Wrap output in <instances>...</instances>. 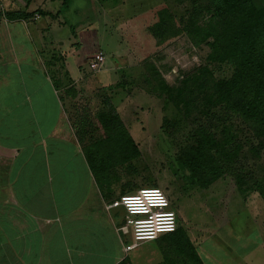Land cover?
Instances as JSON below:
<instances>
[{"label": "rangeland", "instance_id": "obj_1", "mask_svg": "<svg viewBox=\"0 0 264 264\" xmlns=\"http://www.w3.org/2000/svg\"><path fill=\"white\" fill-rule=\"evenodd\" d=\"M214 4L213 0H73L62 17L70 24L86 21L99 30V44L107 53L101 71L110 70L112 84L66 88L64 92L75 95L65 98V111L75 137L86 134L81 150L96 179L107 189L114 185L107 196L151 185L160 188L171 202L177 227L180 223L191 229L198 241L206 238L202 247L210 252L215 248L212 255L229 264L225 244L232 239L247 238L248 248L260 242L264 248V136L256 112L264 75L249 60L239 68L244 76L237 86L231 84L230 92L225 88L224 98L217 82L233 83L235 68L207 61L210 46L200 39L201 29L213 19ZM67 31L68 27L62 29ZM90 60L83 74L86 82L94 75ZM165 86L173 98L164 94ZM103 122L113 126L105 128ZM128 136L134 143L130 150H118L110 143H123ZM213 137L232 143L219 151L217 162L208 163L197 148L204 138ZM217 169L224 188L204 198L202 192L207 191L195 183L213 178ZM189 177L195 180L191 183ZM241 204L246 208L240 209ZM226 207L228 225L220 227ZM113 220L120 224L119 216ZM205 232L208 236L199 235ZM125 238L124 243H132L129 235ZM149 246L141 243L126 252V263H144ZM245 250L236 253V262Z\"/></svg>", "mask_w": 264, "mask_h": 264}, {"label": "crops", "instance_id": "obj_2", "mask_svg": "<svg viewBox=\"0 0 264 264\" xmlns=\"http://www.w3.org/2000/svg\"><path fill=\"white\" fill-rule=\"evenodd\" d=\"M61 2L0 0L3 12L39 9L47 14L26 20L0 19V264H133L124 263L131 250L124 252L127 241L123 240L131 234L127 226H119L122 209L107 208L122 193L107 196L114 185L107 189L96 179L65 111V98L75 95L64 92L66 88L79 89L84 83L111 86L110 70L93 72L88 82L83 75L94 54L101 51L106 58L107 53L99 44V30L91 23L70 24L62 17L73 0L66 9H61ZM66 27L67 33H62ZM221 180L200 189L207 191L202 192L204 198L224 188ZM236 199L245 204L239 195ZM226 212L229 207L220 227L228 225ZM115 216L120 217L119 225ZM177 228L202 264H227L212 255L215 248L210 252L202 247L206 238L198 241V235L180 223ZM199 235L208 236L207 232ZM249 241L232 239L225 244L230 249L225 256L229 264L242 260L264 264L263 245L248 248ZM165 242L162 236L147 242L151 246L141 264L178 259L174 251L163 254ZM242 249H247L245 256L240 254L242 259L236 262L235 255Z\"/></svg>", "mask_w": 264, "mask_h": 264}, {"label": "trees", "instance_id": "obj_3", "mask_svg": "<svg viewBox=\"0 0 264 264\" xmlns=\"http://www.w3.org/2000/svg\"><path fill=\"white\" fill-rule=\"evenodd\" d=\"M213 1L215 3L213 19L201 29L202 36L200 39L202 41L208 40L207 44L210 46L207 61L215 64H229L235 68V81H233V83L224 81L217 82L223 92L224 98H227L225 94L226 90L230 92L231 84L233 87L237 86L241 77L244 76L239 68L242 66L244 67L249 60H252L254 67L259 69L261 77L264 75V0ZM69 4L70 0H62L61 9H66ZM35 15L45 16L47 14L39 9L31 13L21 10H11L0 12V19L26 20ZM71 32L73 33L72 28ZM258 85L261 87V84ZM164 94L170 99L174 97L171 94V89L166 86L164 87ZM228 100L229 98L227 101ZM256 104H259L256 112L257 115L260 116L259 122L262 127L260 132L261 135L264 136V91L259 93ZM105 119L107 120L108 118L105 117ZM102 125L105 128L113 126V124L109 122H103ZM85 136V132H79L78 139L82 140ZM110 143L117 147L118 150L122 151L124 149L130 150L129 146L134 145L130 137L127 138V141L126 138H124L123 143H115V141ZM231 143L232 140H229L228 138H223L222 141H218L214 137L204 138L200 142L201 146L197 148V152L199 155L201 154L202 157L200 158L205 159L208 163L217 162V160L220 159L219 151L221 152L222 148L229 149ZM252 151L253 153H257V150L253 148ZM204 169L205 167L201 168V170ZM221 173L222 172H219L217 169L216 173L212 175L214 176L213 178L211 177L209 179L208 177L206 180L195 184L201 188H206L215 181L222 179L223 175ZM189 179L191 180V183L192 180H195L192 177H189ZM149 187L155 186L151 185ZM239 192L241 194L243 193L242 191ZM161 236L163 237V240L166 241V246H162L163 254L166 255V251L169 250V252L174 251L176 256H179L174 262L169 259L162 264H202L188 238L183 234V231L176 228L174 232L163 234ZM168 245H170V248H167ZM125 262L126 260L124 263Z\"/></svg>", "mask_w": 264, "mask_h": 264}, {"label": "built area", "instance_id": "obj_4", "mask_svg": "<svg viewBox=\"0 0 264 264\" xmlns=\"http://www.w3.org/2000/svg\"><path fill=\"white\" fill-rule=\"evenodd\" d=\"M104 62V54L97 52L90 60V71L101 70ZM107 208H120L125 213L123 221L131 234L132 243L123 247L124 252L141 243L154 241L163 234L172 233L177 228V216L165 193L158 187H143L125 193Z\"/></svg>", "mask_w": 264, "mask_h": 264}]
</instances>
